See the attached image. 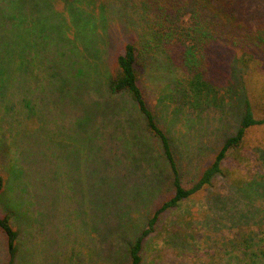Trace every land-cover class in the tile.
<instances>
[{
    "label": "trees",
    "instance_id": "trees-1",
    "mask_svg": "<svg viewBox=\"0 0 264 264\" xmlns=\"http://www.w3.org/2000/svg\"><path fill=\"white\" fill-rule=\"evenodd\" d=\"M241 2L64 0L59 8L58 0H46L45 7L38 1L37 5L33 4L38 12L48 11V8L51 11L46 26L38 25L34 29L38 44L44 42L42 48L45 53L49 52V62L37 55L28 65L24 62L20 65L17 76L23 78L25 84L48 89L54 105L66 104V150H80V144L77 146L70 141L82 137H86L91 150L101 143L103 191L112 183L116 170L132 176L131 194L132 191L135 196L140 192L145 194L148 189L150 204H141L142 208L132 213V219L125 221L129 228L121 238L127 252L123 259L120 258V264H145L147 245L152 239L162 237L164 232L175 235L165 242L177 247L175 258L190 257L196 264H264V235L259 237L261 232H247L242 227L244 214L235 212L236 203L232 211L224 208L215 213L208 202L199 205L192 202L217 176L225 173L223 164L232 152L252 148L249 135L264 126V18L246 11ZM15 8L17 3L13 0H0V21L10 22ZM113 8L119 18L112 15L113 12H106ZM120 19L124 32L128 29L132 33L130 40L123 43L109 65H100L98 69L105 35L113 22ZM51 20L56 24L51 25ZM13 29L9 23L1 24L0 39L15 37ZM29 31L30 28L24 34ZM17 36L14 40L23 38ZM160 61L169 69L163 79L165 85L162 81L156 84L150 80ZM3 69L4 64L0 62V76ZM149 88L160 89L156 100L161 103V110L170 111L171 125L179 120H175V114L186 108L195 110L197 116L216 110L237 120L235 131L224 139L216 154L200 166L196 181L189 187L183 181L182 169L195 163L196 154L181 149V144L162 124ZM5 90L0 77V100L15 96L13 91ZM13 106L15 111L12 108L7 111L14 112V119L5 113L9 121L5 126L11 133L14 126L22 123L21 119H40V112L34 111L32 106L25 104L27 111ZM255 147L264 151L260 141ZM11 149L9 147L8 151ZM16 149L14 147V151ZM19 151L24 153L22 148ZM9 153L0 148V202L9 186L20 180ZM22 158L26 161V155ZM183 158L190 160L187 165L182 163ZM244 190L241 198H248L244 211L251 212L254 205L253 216L258 212L263 215L264 207H257L259 202L254 201L264 197V177L253 180ZM260 203L264 206V202ZM226 204L223 202V207ZM176 211L175 221L164 228L165 220ZM187 214L193 217L182 221ZM261 222V219L257 221ZM217 224H221V228L238 227L233 232V240L224 239L220 247L213 243V236L202 238L200 233L201 229L208 232L219 229ZM0 232L6 237L13 259L18 252L20 233L12 225L9 212H0ZM199 239L205 240L201 243ZM108 241L109 238L103 236L102 242L107 244ZM157 256L152 264H164ZM10 264H14V259Z\"/></svg>",
    "mask_w": 264,
    "mask_h": 264
},
{
    "label": "rangeland",
    "instance_id": "rangeland-1",
    "mask_svg": "<svg viewBox=\"0 0 264 264\" xmlns=\"http://www.w3.org/2000/svg\"><path fill=\"white\" fill-rule=\"evenodd\" d=\"M13 1L17 3L18 8L14 9V18L10 22L7 19L1 20L0 25L9 23L15 28L13 30L16 34L23 38L14 40L16 35L12 39H0V62L4 64L3 74L0 76L1 83L6 92L13 91L15 94L0 100V148L10 152L7 155L12 157L14 171L20 180L9 186L3 202H0V212L10 213L12 225L20 233L17 241L18 252L13 258L14 264H120V258L123 259L127 252V246L121 238L129 228L125 221L132 219V213L137 208H142L141 204H150L148 189L145 194L140 192L135 196L133 191L131 194L129 185H132V176L122 170H116L112 183L107 185V191H103L100 172L101 143L91 142L97 146L91 150L87 147L86 137H82L70 141L77 146L80 144V150H66V104L54 105L48 89H41L36 84H25V80L17 76L20 65L23 62L28 65L37 55L49 62V52L45 53L43 50L44 42L38 44L37 31L34 29L38 25L46 26L45 21L50 19L51 11L48 8V11L38 12L33 6L37 5L38 1L45 7L46 0H34L36 3L33 0ZM58 1L57 7H62L64 0ZM241 1L246 11L264 18V0ZM106 12H113L112 15L119 18L114 8ZM122 21H114L105 35L100 49L104 51L98 69L104 64L109 65L117 51L123 47V43L130 40L132 33L128 29L127 33L124 32ZM50 24H56V21L51 20ZM29 28L30 31L24 34ZM156 67L157 71H154L150 80L156 84L162 81L165 85L166 81L163 79L169 69L167 70L162 61ZM171 83L173 87L172 80ZM148 91L162 124L170 130L174 140L181 144L179 147L196 154L195 163L182 169L183 181L189 187L196 181L200 166L212 158L224 139L235 131L237 120L230 114L222 115L216 110L201 112L197 116L195 110L186 108L183 109L185 112L182 110L175 114V120H179L171 125L170 111L161 110V103L156 100L160 89L149 88ZM14 104L17 109L20 107L18 110L23 108L27 111L25 104L34 107V111L37 109L40 112V119H21L22 123L17 127L13 125L14 131L11 133L5 126L9 124L5 113L14 119ZM10 108L13 111H7ZM122 112L125 114L123 110ZM2 114L4 116H1ZM53 115L55 118H52ZM126 116L129 118V113H126ZM129 120L133 122L130 118ZM259 141L264 144V126L249 135L252 148L249 151L244 149L239 153L232 152L224 161L225 173L217 176L212 185L198 193V199L192 202H198V205L200 202H208L214 207L215 213L225 210L224 208L230 211L236 203L235 212L244 214L240 223L242 227L247 232H261L258 236L262 237L264 214L258 212L253 216L254 205L251 212L244 211V208L247 210L244 202H248V198H241L245 194L244 186L264 177V151L255 147ZM9 147H12L11 151H8ZM14 147L17 148L15 151ZM20 148L24 149L23 154L20 153ZM23 155H26V161H22ZM238 156L243 159L240 160ZM181 160L184 165L190 161L186 158ZM235 186L241 189L238 191ZM223 202H227L226 207H223ZM238 202L241 203L237 204ZM254 202L261 205L258 204L257 207H264L263 203H260L264 202V197ZM193 215L196 216V213ZM189 216L187 214L181 220H188ZM176 218L177 211L165 220L164 228L170 227ZM260 219L263 222L257 223ZM217 226L219 229L209 232L201 229L202 238L213 236L216 247H220L226 238L227 241L233 240V232L238 227H228L229 223L225 228H221V224ZM166 233L168 232H164L159 238L151 237L152 242L150 241L146 249L145 264H152V260L158 258L157 255L164 264H196L190 261V257H174L177 247L165 242L175 235ZM103 236L109 238L107 244L102 242ZM217 251L223 252L220 249ZM156 252L159 254L155 255ZM13 259L7 247L6 237L0 232V264H10ZM168 259L171 261L165 263Z\"/></svg>",
    "mask_w": 264,
    "mask_h": 264
}]
</instances>
